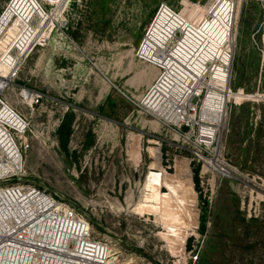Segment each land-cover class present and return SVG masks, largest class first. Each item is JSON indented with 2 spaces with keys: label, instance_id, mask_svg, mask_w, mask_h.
Segmentation results:
<instances>
[{
  "label": "rangeland",
  "instance_id": "rangeland-1",
  "mask_svg": "<svg viewBox=\"0 0 264 264\" xmlns=\"http://www.w3.org/2000/svg\"><path fill=\"white\" fill-rule=\"evenodd\" d=\"M42 1L53 32L23 59L4 95L30 124L20 182L85 215L95 240L110 248L108 264H264V0ZM11 2L0 0V18ZM26 29L15 16L0 50ZM151 30L219 85L230 54L216 143L200 138L209 117L177 133L143 106L161 74L140 59ZM24 90L41 94L42 105L24 104ZM215 151L229 172L219 165L203 173L201 158L211 161ZM183 162L195 202L175 226L144 203L149 174L180 178Z\"/></svg>",
  "mask_w": 264,
  "mask_h": 264
},
{
  "label": "built area",
  "instance_id": "built-area-1",
  "mask_svg": "<svg viewBox=\"0 0 264 264\" xmlns=\"http://www.w3.org/2000/svg\"><path fill=\"white\" fill-rule=\"evenodd\" d=\"M17 67L11 82L18 73ZM1 76L0 71V259L3 254L9 264H105L110 248L95 240L85 215L46 192L20 182L28 149L24 139L30 124L4 100L12 83ZM199 86L193 87L191 96L172 95L162 103L166 108L165 116H159L174 132L181 133L184 129L194 132L199 126L197 119L201 122L208 96L207 89ZM150 91L152 89L146 97ZM20 98L31 108L43 103V96L31 90L22 91ZM200 138L206 142L209 139L202 135V129ZM214 158L227 172V164L220 159L219 152L210 160ZM201 160L204 168L207 160ZM207 172L214 174L212 170Z\"/></svg>",
  "mask_w": 264,
  "mask_h": 264
},
{
  "label": "bare ground",
  "instance_id": "bare-ground-1",
  "mask_svg": "<svg viewBox=\"0 0 264 264\" xmlns=\"http://www.w3.org/2000/svg\"><path fill=\"white\" fill-rule=\"evenodd\" d=\"M40 1L42 0H12L7 10L0 18V36L4 33L6 26L15 16L27 27L23 33L15 38L14 42L9 47L6 45L0 50L1 78H6L10 83H13L11 82L12 73L18 69L17 65L20 66L23 59L31 50L38 46H42L43 42L47 40L48 34L53 32L52 28H54V26L51 22L52 17L44 12ZM172 15L176 16L173 13ZM35 16L41 20L40 26L39 24L35 26L36 21H38ZM13 49H16L15 51L17 52L14 53ZM140 54L143 56L140 58L141 60L155 66L161 71L157 81L150 88L152 91H150L147 97L143 98V106L148 110L147 112L155 115L157 119L164 117L166 108L162 103L166 102L167 97L179 94L188 96L193 87L200 84L199 88H205L208 91V96L202 111V119L209 117L211 122L210 128L202 126V135L209 137V139H207L208 142L212 143L215 141L222 132L225 119V105L229 85L226 73L231 66L230 54L227 53L223 59L222 68H225V71L223 74L224 78L220 85L217 84L218 78L214 77V74H210L206 79L202 77L200 73L191 69L178 55L170 52L167 46L157 39L152 30L142 41ZM212 112H214L213 117L211 116ZM152 157L154 158L152 170H157L161 165L159 152L152 150ZM214 167H219L218 162L216 164L215 160L206 162L203 173H206L209 169H214ZM184 168L185 170H183L180 178L175 179L172 177L169 178L166 175L164 176L159 172H151L149 174L147 189L150 194L145 198L144 206L147 207V209H144L145 211L153 212V210H155L156 212V210L159 209L158 211H163L165 219H170L174 223L175 220H179L180 214L189 211L187 207L193 205L195 202L193 197H191L194 194V189L191 172L185 163ZM162 186L168 189L169 194L160 193L159 188ZM190 199L192 201H190ZM148 202L152 203L150 206L151 209L148 208ZM143 208V206L140 207L141 210ZM4 253L7 254L8 252L4 249ZM109 255L110 254L107 253L105 264H108ZM0 264H9L3 254H1Z\"/></svg>",
  "mask_w": 264,
  "mask_h": 264
},
{
  "label": "trees",
  "instance_id": "trees-1",
  "mask_svg": "<svg viewBox=\"0 0 264 264\" xmlns=\"http://www.w3.org/2000/svg\"><path fill=\"white\" fill-rule=\"evenodd\" d=\"M61 129H63V125L61 126ZM197 171H196V175H197ZM195 182H196V186H198V179H197V177L195 178ZM190 248V247H189Z\"/></svg>",
  "mask_w": 264,
  "mask_h": 264
}]
</instances>
